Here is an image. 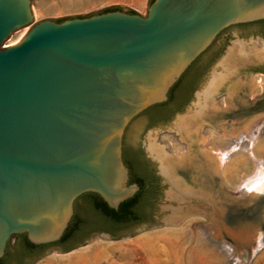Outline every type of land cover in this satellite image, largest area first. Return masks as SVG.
Here are the masks:
<instances>
[{"label": "water", "instance_id": "water-1", "mask_svg": "<svg viewBox=\"0 0 264 264\" xmlns=\"http://www.w3.org/2000/svg\"><path fill=\"white\" fill-rule=\"evenodd\" d=\"M150 1L146 16L109 4L46 19L3 46L34 13L32 0H0V258L14 234L59 240L85 192L112 208L132 197L140 187L123 159L132 120L166 101L222 30L264 19V0ZM149 154L179 196L176 174H190Z\"/></svg>", "mask_w": 264, "mask_h": 264}, {"label": "rangeland", "instance_id": "rangeland-1", "mask_svg": "<svg viewBox=\"0 0 264 264\" xmlns=\"http://www.w3.org/2000/svg\"><path fill=\"white\" fill-rule=\"evenodd\" d=\"M148 1L32 0L34 20L12 31L3 46L14 45L40 21L95 11L109 4H123L146 16ZM222 41L225 44L220 54L208 65L181 111L170 120L153 126H148L145 117H139L131 122L126 133L129 146L142 145L150 156L151 145L155 144L161 156L156 155L162 159L168 155H184L188 145L192 144L194 153L202 155L206 152L214 157L218 172L207 179L198 176V181L190 174L189 181L186 180L187 189H195V193L200 190L197 195L193 192L192 199L181 195L183 200L169 183L163 184L164 178L159 175L162 191L155 221L147 224V228L139 227L116 238L94 235L70 251L48 250L29 264H180L183 261L190 263V259L204 264L210 261L216 264H264V193L255 196L250 188L258 174L264 178V50L255 46L256 42L264 41V29L262 25L249 29L231 27L217 45ZM236 42L243 43L247 50L224 66L225 58ZM260 64L263 68H252ZM215 75L223 81L212 94L220 105V115L216 116L198 104L201 93ZM229 94L238 106L227 113ZM200 110L202 118L195 119L194 126L184 127L187 129L184 133L186 142L178 132V122L183 116ZM254 119L263 125L257 129L255 122L246 128ZM224 129L230 131V135ZM194 159L198 161L197 165L206 163V168L212 165L198 156ZM155 165L159 172L158 163ZM176 176L183 177L182 174ZM220 190L230 193V200ZM10 239L14 245L19 235L14 234ZM175 244L179 245V251L190 253L189 256L175 251ZM199 244L205 246L204 252L212 257L193 256L195 245Z\"/></svg>", "mask_w": 264, "mask_h": 264}, {"label": "trees", "instance_id": "trees-1", "mask_svg": "<svg viewBox=\"0 0 264 264\" xmlns=\"http://www.w3.org/2000/svg\"><path fill=\"white\" fill-rule=\"evenodd\" d=\"M153 1L151 0L150 2L152 3ZM118 9L121 8L113 6L106 8L103 12ZM128 12L136 13L134 10H129ZM65 19L62 18L57 21L61 22ZM261 25L264 29V19L261 20ZM213 45L214 42L187 68L171 87L166 101L150 106L134 119L145 117L148 121V126H153L162 121L170 120L176 112L181 111L192 97V95H187V88L200 78L198 67L204 54L210 51ZM221 50L212 56L210 63L220 54ZM128 128L126 129V133ZM126 133L123 142V159L129 169L128 183H137L140 189L132 197L122 201L118 208L110 207L99 194L96 195L97 197H92L91 195L93 193L91 192L83 193L80 198L88 197V199L86 198L87 200L84 202V205L79 202V199L74 204V214L62 238L81 224L82 211L86 212L89 219L98 221L104 230H109L113 225L119 223L129 221L142 222L151 219L153 214H155L158 197L162 191L160 184L161 178L157 174L156 165L146 157L144 150L141 147L133 149L132 146L127 144ZM17 235H19V239L16 244L11 245V239L8 241L5 253L0 258V264H9L12 259H20L27 252H36L46 246V244H35L31 242L26 233Z\"/></svg>", "mask_w": 264, "mask_h": 264}, {"label": "bare ground", "instance_id": "bare-ground-1", "mask_svg": "<svg viewBox=\"0 0 264 264\" xmlns=\"http://www.w3.org/2000/svg\"><path fill=\"white\" fill-rule=\"evenodd\" d=\"M255 46L259 49H263L264 50V41H259L255 43ZM247 48L246 46L241 43V42H236L234 44V46L231 48L228 56L225 58L224 61V66L228 65L231 61H235L236 58L238 57V55L240 53H244L246 52ZM222 78L219 75H215L210 83V85L207 87V89L201 93L200 95V101H199V106H201V108H205V110H210L213 112V115L216 116L219 114L218 109L220 108V105L217 103V101L215 100V97L212 95L214 91H216L219 87H221L222 85ZM243 84V83H242ZM202 102H204V104H202ZM227 102L229 104V108L226 109L227 113H230V110L235 108L236 106H238V102L233 101V99L230 97V94L227 97ZM204 105V106H203ZM202 111H194L191 112L188 115L183 116L179 122H178V132L180 133V136L182 139H184V141L187 142V140L185 139V132L187 129H185L184 127H190V126H194L193 123H195V119H201L202 117ZM212 115V114H210ZM220 115V114H219ZM219 117V116H218ZM257 118V117H256ZM258 123L257 125V129H259L263 123H259L258 119H254L253 121L250 122V124L248 125V127L246 128H250L251 125L253 123ZM229 129V128H228ZM246 130V129H245ZM224 132H226L227 135H230V131H226V129H224ZM151 150L154 152V154H159V149L158 146L155 144L151 145ZM160 155V154H159ZM158 156V155H157ZM161 156V155H160ZM160 156H158L160 158V160L163 161L164 164V169L166 172L168 173H175L176 172V165H179L180 167H182L185 170V173L191 174L196 176L195 178H193L194 181H198V176L200 179H207L208 177L211 178L214 176L215 173L218 172V168L219 166L217 165L218 163H216L214 160V157L211 158V156H208L206 152H203L202 155H199L198 153H194V145L190 144L188 145V151L186 152V154L184 155H176L177 158H174L173 155H168V156H164V158L162 159ZM198 156L199 159L205 160L208 163H212L211 167L206 168V163L203 165H197V160H195L194 158H196ZM177 173V172H176ZM183 177H181L180 179H182V183L180 184L181 187V193H179V197L182 199L181 195H185L186 197H188V195H190L191 193L188 191L189 187L186 183V179L185 176L182 174ZM181 182V181H180ZM248 184V183H246ZM245 188H247L246 186H244ZM252 187V193L256 196L258 194H262L264 193V178L262 175L258 174L257 178H254V181H252V184L250 186V188ZM188 188V189H187ZM243 188V187H242ZM249 188V187H248ZM210 189H213V187L211 186ZM244 189V188H243ZM191 190V189H190ZM200 190V189H199ZM197 189L196 193H198L199 191ZM186 191V192H185ZM195 191V189H194ZM192 191V193L194 192ZM221 194L223 196H225V198L227 200H230V193L228 192H224L222 190H220ZM195 193V192H194ZM193 193V194H194ZM195 193V194H196ZM197 195V194H196ZM198 197L202 198L204 200V198L202 196ZM197 197V198H198ZM191 198V197H190ZM189 199V198H188ZM192 199V198H191ZM199 199V198H198ZM183 200V199H182ZM185 202V200H184ZM188 202V201H187ZM183 204V203H182ZM186 204V203H185ZM213 232V231H212ZM214 234V233H213ZM177 240V239H176ZM173 241V240H171ZM225 247V246H224ZM174 250L177 251L179 249V245L175 244L173 246ZM204 249H207L205 246H202V244L200 245H195V251H193V256H197L200 257L201 259H203V257H212V255L210 254H206L204 252ZM232 249V248H231ZM230 249V250H231ZM180 253H186L187 256H189L190 253H188L187 251H179ZM207 255V256H206ZM192 261V262H191ZM203 262V261H202ZM180 264H204V263H198V261L196 259H190V263H187V261L184 263L180 262ZM207 264H216L213 263L212 261H210Z\"/></svg>", "mask_w": 264, "mask_h": 264}, {"label": "flooded vegetation", "instance_id": "flooded-vegetation-1", "mask_svg": "<svg viewBox=\"0 0 264 264\" xmlns=\"http://www.w3.org/2000/svg\"><path fill=\"white\" fill-rule=\"evenodd\" d=\"M261 20H263V19L252 21V22L234 24V25H231V26L227 27L226 29L222 30L220 32V34L217 36L216 40L214 41V45H213L212 49L204 54L203 59L200 62V65L198 67V74L200 75V78L202 77V75L206 71V69H207V67H208V65L212 59V56L215 53L219 52L223 48V46L225 44L224 41H225V39L228 38V36L224 39V41L220 42L219 45H217V43L220 40L222 35L226 34V32H228V30L231 27H243L245 29H249V28L259 26V25H261ZM199 79L188 86V88H187V91H188L187 95L188 96H190L194 93L195 87H196ZM136 119H133L132 122ZM138 147H141L144 150L142 145H138L136 147L132 146L133 149H136ZM144 153H145L146 157L149 158L155 164V162L146 154L145 150H144ZM157 174H158V171H157ZM160 184H161V181H160ZM91 193H93L91 195L92 197L93 196L97 197L96 195L98 193H95V192H91ZM80 196L78 197L79 202L84 205V202L88 199V197H86L87 198L86 199L85 197L80 198ZM77 200L75 201V203L77 202ZM81 218H82L81 224L78 225L67 236H65L63 238L61 237L59 240L51 242V243H45L46 246L43 247L42 249H40L39 251L27 252L20 259H12L9 264H29L34 259H36L39 255L44 254L45 252H47L48 250H50L52 248L58 249L62 252L70 251V250L76 248V246L87 241L88 239H90L94 235L107 234V235H109L110 238H116L117 236L119 237L121 235L128 234L133 229L142 227V226L147 225L149 223H153L155 221V214H153L151 219H148V220H145L142 222L129 221L126 223H119V224L113 225L111 228H109V230H104L103 226L98 221L89 219L85 211H82Z\"/></svg>", "mask_w": 264, "mask_h": 264}]
</instances>
